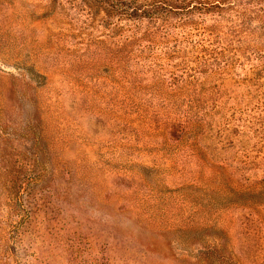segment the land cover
Segmentation results:
<instances>
[{
	"label": "rangeland",
	"instance_id": "rangeland-1",
	"mask_svg": "<svg viewBox=\"0 0 264 264\" xmlns=\"http://www.w3.org/2000/svg\"><path fill=\"white\" fill-rule=\"evenodd\" d=\"M0 264H264V0H0Z\"/></svg>",
	"mask_w": 264,
	"mask_h": 264
}]
</instances>
